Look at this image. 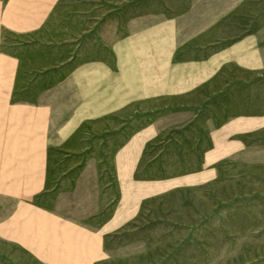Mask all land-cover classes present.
<instances>
[{
	"label": "rangeland",
	"instance_id": "rangeland-1",
	"mask_svg": "<svg viewBox=\"0 0 264 264\" xmlns=\"http://www.w3.org/2000/svg\"><path fill=\"white\" fill-rule=\"evenodd\" d=\"M0 264H264V0H0Z\"/></svg>",
	"mask_w": 264,
	"mask_h": 264
}]
</instances>
